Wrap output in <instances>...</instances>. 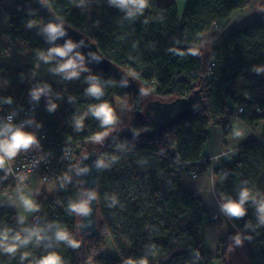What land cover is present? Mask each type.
<instances>
[{"label": "trees", "instance_id": "trees-1", "mask_svg": "<svg viewBox=\"0 0 264 264\" xmlns=\"http://www.w3.org/2000/svg\"><path fill=\"white\" fill-rule=\"evenodd\" d=\"M6 1L0 0V9L4 8L10 17V28L0 30V79L8 80L9 91L0 98L12 105H23L33 87L49 86L53 97L35 115L50 135L64 127V136L70 138L71 132H67L64 124L72 122L69 116L75 115L76 108L80 109L77 121L82 118L88 127L86 132L82 126L79 128L77 137L80 138L94 136L105 128L108 132L120 127L122 119L116 114L114 96L127 98L131 114L134 109L144 108L140 96L133 97L130 103L119 82L96 68L78 65V74L72 77L62 71L53 75L41 69L31 78L29 68L33 64L26 54H47L50 47L31 31V25L40 20L39 15L14 5L13 0H9L11 6H2ZM48 1L54 13L90 36L100 51L136 77L146 92L170 100L202 87L205 105L198 115L179 122L159 136L109 142L101 159L96 189L99 235L95 237L81 234L78 228L81 213L70 208V204L87 199L81 183L64 187L56 198L44 191L37 195L33 202L39 203L47 215L36 226H20L15 208L5 201L0 206V237L6 233L8 239L0 242V263L39 264L43 257L56 253L62 264H86L87 260L92 264H128V261L211 264L217 257L228 264L225 255L237 235L228 231L218 238L217 256L203 247L204 229L219 226L222 219L213 218L204 208L201 196L182 185L180 178L185 171L179 161L192 162L193 167H199V174L206 170L209 163L199 162L209 126L219 123L224 134L230 132L228 117L234 111L226 103L233 97L228 86L240 76L250 81L258 65L264 62L262 20L221 39L204 38L214 22L246 7L250 0H187L181 21L176 0H148L144 10L133 16L113 0H95L94 20L103 11L96 27L88 25V16L79 6L81 0ZM212 57L216 65L208 74L206 64ZM64 59L53 54L47 61L58 67ZM92 78L99 83L102 95L88 93ZM249 87L247 84L246 88ZM235 102L243 106L239 115L249 125L255 126L263 118L264 100ZM102 103L114 110L115 120L111 125L102 126L90 111ZM50 104L56 107L49 110ZM132 121L135 129H144L145 125L133 118L124 125H131ZM239 151L237 160L221 164L214 169V174L224 203L239 200L242 191H249L243 216L225 213L239 232L238 239L248 264H264V222L259 212V205L264 202V133L262 140L247 143ZM32 230L39 231V239L33 235L26 243L15 241L17 234L23 239ZM60 230L66 231L78 246L57 240L56 233ZM108 234L116 244L118 259L102 253L103 239ZM13 243L15 250L8 251L7 246Z\"/></svg>", "mask_w": 264, "mask_h": 264}, {"label": "crops", "instance_id": "crops-1", "mask_svg": "<svg viewBox=\"0 0 264 264\" xmlns=\"http://www.w3.org/2000/svg\"><path fill=\"white\" fill-rule=\"evenodd\" d=\"M186 2L187 0H176L179 21L183 18ZM102 12L98 13L95 19L96 22L100 21ZM256 20L264 21V0H250L246 7L232 11L225 19L219 20L220 34L217 39L229 35L234 30L243 29ZM204 38L211 39L206 37V32L204 33ZM250 77L251 80L248 81L243 76H240L228 86L233 97L228 98L226 103L234 111L228 117L230 132L227 135L224 134L223 126L219 123L212 124L208 128L209 136L204 145L201 159L203 164L209 163L206 170L199 174L198 177H193L185 171L180 178L184 187L197 192L201 196L204 208L210 212L213 218L222 219V223L219 226H209L204 229L205 240L203 247L215 256L219 254L218 238L228 231L236 233V238H238L239 232L222 207L224 197L218 191V179L214 174V169L225 162L237 160L240 148L247 143L262 140L264 133V115L255 126H251L236 113L237 105L235 100H264V62L258 65L257 71ZM247 84L250 85L248 89L246 88ZM47 188L44 185L39 186L38 192L34 193V190L22 186L2 193L0 194V206L5 201H8L16 210L20 226L30 225L35 207L31 210L26 209L23 201L24 199H30L33 202L34 197L42 191L47 193ZM103 241L104 247L102 250L104 252L102 253L107 257L118 259L119 252L112 237L108 234ZM106 245L108 248L105 247ZM225 258L228 264H248L244 247L240 241L237 242V239L229 245ZM211 264H223V261L217 257Z\"/></svg>", "mask_w": 264, "mask_h": 264}, {"label": "water", "instance_id": "water-1", "mask_svg": "<svg viewBox=\"0 0 264 264\" xmlns=\"http://www.w3.org/2000/svg\"><path fill=\"white\" fill-rule=\"evenodd\" d=\"M13 4L28 8L39 15L40 20L31 25V31L39 36L48 47L63 45L71 40L76 45L71 50L72 55L75 56L76 53H80L83 56L82 61L79 57H76L78 65L96 68L114 77L126 91L130 103H132L133 97L140 96L143 93L144 86L136 77L106 57L90 36L63 21L60 16L52 11L50 1L13 0ZM49 23L62 24L64 34L57 36L55 40L50 39L49 34L45 31V27ZM204 105L205 97L202 87L194 89L189 95L184 97L170 100L151 99L143 109L132 110L133 119L145 125L143 130H137L131 125L114 128L101 143L95 144L81 154L78 163L79 180L87 194V199L90 193H95V196L89 200V212L81 213L79 217L78 228L82 235L88 237L99 235L96 189L104 147L108 146L110 141L132 142L141 138L159 136L176 126L179 122L198 115ZM86 264H92V261L87 260Z\"/></svg>", "mask_w": 264, "mask_h": 264}, {"label": "built area", "instance_id": "built-area-1", "mask_svg": "<svg viewBox=\"0 0 264 264\" xmlns=\"http://www.w3.org/2000/svg\"><path fill=\"white\" fill-rule=\"evenodd\" d=\"M219 33V21H216L206 32V37L215 38ZM215 65L214 58H210L206 64V72L210 74ZM40 87H44L45 91L41 93L39 98H34L30 94L23 105H12L0 98V129L11 124L13 128L22 127L24 131L33 134L36 138V143L27 149L19 150L15 157L6 160L5 165L0 167V194L22 186L36 190L39 179L42 185L50 184L53 187L56 195L52 198H56L64 187L75 182L81 183L78 177V163L83 152V146L91 142L97 144L103 141V139L100 141L93 140V136L77 137L79 128L76 124L78 122L77 115L80 112L79 108H76L75 115L69 116L72 122H65L64 124L67 126V132H71L72 138L64 136V127L57 129L55 134L50 135L42 122L38 121L35 111L40 110L41 105L47 104L52 99L53 94L49 86ZM35 88L38 87H33L32 91ZM71 108L74 109L73 106ZM242 111L243 106H237L236 113L240 114ZM82 127L84 132L88 131L85 120L82 121ZM200 163L202 162L200 161ZM179 164L184 171L193 177L199 176V167H193L192 162L179 161ZM34 205L35 212L31 217L30 224L36 226L43 223V218L47 213L45 209L39 206V203H34Z\"/></svg>", "mask_w": 264, "mask_h": 264}, {"label": "clouds", "instance_id": "clouds-1", "mask_svg": "<svg viewBox=\"0 0 264 264\" xmlns=\"http://www.w3.org/2000/svg\"><path fill=\"white\" fill-rule=\"evenodd\" d=\"M114 3L119 4L121 8H126L128 10L127 14L129 16H133L138 12H142L144 8L148 5V0H113ZM45 31L49 34V38L52 40H55V38L59 35L64 34V29L62 24L58 23H49L45 27ZM76 47V45L71 41H67L63 45L54 46L50 48L47 52L41 53V57L44 60H49L53 58V54L59 57H66L62 63H60L56 69V71H62L65 72L67 76L72 77L76 76L78 74L77 67H78V61L76 57H79L80 60H83V56H81L80 53H76L75 56L70 55L71 50ZM192 51H196V49H193ZM93 79V83L90 85V87L87 89L88 93L94 96H100L102 95V89L99 85V83L96 81L95 78ZM45 91L44 87H38L35 88L32 91V96L34 98H39L42 92ZM56 107L55 104L49 105V110H52ZM90 111L93 115L98 117L101 121L102 126L111 125L115 120L114 110L109 106L107 103H102L99 105H95L90 108ZM77 128H80L82 126V118L80 121L77 122ZM107 134V128L103 132L96 133L92 139L96 141H100L104 135ZM36 143V138L33 134L24 131L22 127H15L11 124L3 127L0 129V167H3L5 165L6 160H11L13 157L16 156L17 152L21 149H27L30 145ZM95 196V193L92 192L89 194L88 199L81 200L76 203L70 204V208L72 211L76 213H87L89 212V200ZM250 193L248 190H244L240 194L239 200H227L223 204V209L226 213H228L231 216H243L245 209L244 204L245 201L249 199ZM24 206L26 209L31 210L35 207L34 203L30 199H24ZM259 212L261 221L264 222V202H261L259 205ZM33 235H36L37 238H40L39 231L38 230H32L29 232V235L27 237H24L21 239V237L17 234L14 238L15 241H19L21 243H26L28 239H31ZM57 240H66L70 245L73 247L78 246L77 242L74 241L70 235L64 231L60 230L56 233ZM8 237L7 234H3L2 237H0V242L7 241ZM237 242H239V239L237 238ZM16 247V244L13 243L9 246H7L8 251H14ZM39 264H62L61 258L56 253H50L47 256L43 257ZM128 264H133L132 261H128ZM140 264H146V262L141 261Z\"/></svg>", "mask_w": 264, "mask_h": 264}, {"label": "rangeland", "instance_id": "rangeland-1", "mask_svg": "<svg viewBox=\"0 0 264 264\" xmlns=\"http://www.w3.org/2000/svg\"><path fill=\"white\" fill-rule=\"evenodd\" d=\"M9 2H10L9 0L6 2H3L2 6H11V2L10 3ZM79 6L85 12V14H87V16H88V22H87L88 25L96 27L97 22H95V20L93 18V9L95 7V0H81L79 2ZM9 28H10V17L7 14V12L4 10V8H1L0 9V30L4 31V30H8ZM26 55L29 57V60H30L29 62H31L33 64V67L29 68V71L31 73V78H35L37 75V72L41 69H46L48 72H50L53 75L56 72H59V71H56L57 67L53 66V64L49 63V61L44 60L41 57V55H38V56H34L32 54H26ZM8 91H9L8 80L6 78L0 79V96H6L8 94ZM140 97L143 100L144 107H145L146 103L149 100L156 98V95L153 92H151V93L146 92L145 88H144V91L140 95ZM113 101H114L116 114L122 119L121 125H124L129 119L133 118V115L130 112L131 108L129 106L128 100H127V98L122 99V98H119L117 96H114ZM121 125H120V127H121ZM112 130L108 131L107 134H109ZM95 143L96 142H91V143L85 144L82 148L83 152H85L87 149L93 147L95 145ZM37 182H38L37 183L38 189H36V191L34 190V193H37L39 190V186H42L39 179L37 180ZM43 185L48 187L47 193L49 196L52 197V196L56 195L53 187L50 184H43ZM140 186L143 187V184ZM79 237H80V235H79ZM103 246H104V241H103ZM105 247L108 248L107 245ZM102 252H104V251L102 250Z\"/></svg>", "mask_w": 264, "mask_h": 264}, {"label": "flooded vegetation", "instance_id": "flooded-vegetation-1", "mask_svg": "<svg viewBox=\"0 0 264 264\" xmlns=\"http://www.w3.org/2000/svg\"><path fill=\"white\" fill-rule=\"evenodd\" d=\"M132 126H134V122L132 121L131 123H130Z\"/></svg>", "mask_w": 264, "mask_h": 264}]
</instances>
